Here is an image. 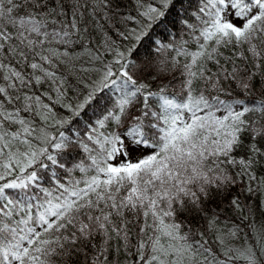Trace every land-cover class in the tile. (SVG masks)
Returning a JSON list of instances; mask_svg holds the SVG:
<instances>
[{
    "label": "snow or ice",
    "instance_id": "1",
    "mask_svg": "<svg viewBox=\"0 0 264 264\" xmlns=\"http://www.w3.org/2000/svg\"><path fill=\"white\" fill-rule=\"evenodd\" d=\"M0 264H264V0H0Z\"/></svg>",
    "mask_w": 264,
    "mask_h": 264
}]
</instances>
